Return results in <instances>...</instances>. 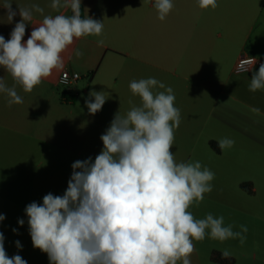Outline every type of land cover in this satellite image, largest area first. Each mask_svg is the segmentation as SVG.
<instances>
[{
  "label": "crops",
  "instance_id": "0c3cea01",
  "mask_svg": "<svg viewBox=\"0 0 264 264\" xmlns=\"http://www.w3.org/2000/svg\"><path fill=\"white\" fill-rule=\"evenodd\" d=\"M11 2L17 11L18 6L38 4L43 15H72L70 8L52 9V0ZM4 3L0 0V35L7 41L21 17L17 14L9 23ZM217 3L215 9H201L197 0H173L174 7L165 18V51L161 46V60L155 61L146 40L132 38L142 46L136 50L108 43L111 35L121 37L122 22L140 18L123 14L122 0H81V17L103 21L102 35L75 39L62 53L63 68L54 70L31 92L16 84L23 103L9 106V97L0 92V214L5 216L0 232L8 256L19 251L26 261L27 246H33L26 206L33 201L42 204L48 193L63 195L57 187L67 188L71 165L89 157L94 162L103 149L100 137L114 114H126L132 106L129 100L141 104L129 83L154 77L173 89L175 107L181 111L171 149L176 161H199L215 173L213 190L189 211L197 219L208 213L222 215L234 231L242 224L248 227L243 245L238 239L193 241L192 264H264V90L249 91L259 66L245 73L235 71L242 55L264 60V0ZM43 15L33 12L25 42ZM100 39L103 46L97 44ZM77 49L83 52L79 58ZM65 71L81 76L65 84ZM0 77L8 87L14 86L2 67ZM91 90L105 91L108 98L94 115L85 105ZM253 107L260 113L252 112ZM225 137L235 144L222 151L217 141ZM20 219L25 221L23 226ZM16 241L22 248L17 250ZM224 249L232 253L230 258H222Z\"/></svg>",
  "mask_w": 264,
  "mask_h": 264
},
{
  "label": "clouds",
  "instance_id": "9594fccd",
  "mask_svg": "<svg viewBox=\"0 0 264 264\" xmlns=\"http://www.w3.org/2000/svg\"><path fill=\"white\" fill-rule=\"evenodd\" d=\"M197 3L201 9L218 7L217 0ZM50 7L57 11L70 8L72 15H43L38 4L18 6V11L11 0L3 4L9 23L17 14L21 17L10 39L0 35V67L14 81V86L8 87L0 77V92L9 97V106L23 103L16 84L31 92L54 70L63 68L62 53L75 39L102 35L103 21L81 17V0H52ZM153 7L157 18L164 21L174 4L173 0H154ZM33 12L43 15V20L25 42ZM97 44L103 46V39ZM82 55L79 49L75 51L77 58ZM157 87L164 91L154 92ZM129 89L140 97L141 104L129 100L132 106L126 114H114L100 137L103 149L94 162L89 157L71 165L62 196L48 193L42 204L33 201L26 206L33 247L46 253L50 264H192L193 241L238 239L243 245L247 225L234 231V225H225L222 215L208 213L197 219L189 211L213 190L215 173L199 161H176L171 149L181 111L175 107L173 89L154 77L132 80ZM257 90H264V63L250 79L249 91ZM107 99L105 91L91 90L85 105L94 115ZM251 111L260 113L256 107ZM217 144L223 151L235 141L225 137ZM4 219L0 214V221ZM18 223L23 226L25 221ZM15 243L22 248L19 241ZM221 256L228 259L232 253L224 249ZM0 264H27L18 254L7 255L2 232Z\"/></svg>",
  "mask_w": 264,
  "mask_h": 264
},
{
  "label": "rangeland",
  "instance_id": "374dc122",
  "mask_svg": "<svg viewBox=\"0 0 264 264\" xmlns=\"http://www.w3.org/2000/svg\"><path fill=\"white\" fill-rule=\"evenodd\" d=\"M153 4L154 0H122L121 12L128 15L136 14L140 18L134 23L122 22L121 37H119L120 35H118V38L115 37L116 35H111L108 37V43L122 50L128 48L136 50V48L142 46L137 45L134 41L132 42V38L141 39V42L146 40L148 47L153 51V59L160 61V47L163 46L165 51V20L161 21L157 18L158 13ZM66 189V186L60 184L57 187V191L62 194ZM26 250L27 264H50L46 253L33 246H27ZM18 252L15 253L13 250L12 253L9 252V256L17 255Z\"/></svg>",
  "mask_w": 264,
  "mask_h": 264
},
{
  "label": "built area",
  "instance_id": "2783aa9c",
  "mask_svg": "<svg viewBox=\"0 0 264 264\" xmlns=\"http://www.w3.org/2000/svg\"><path fill=\"white\" fill-rule=\"evenodd\" d=\"M261 63H264V60L259 57L252 55H242L236 63L235 71L237 73L249 72L255 67L260 66ZM80 76L81 75L78 72L70 73L69 71H65L62 73V82L65 84L70 83L71 81L79 79Z\"/></svg>",
  "mask_w": 264,
  "mask_h": 264
}]
</instances>
